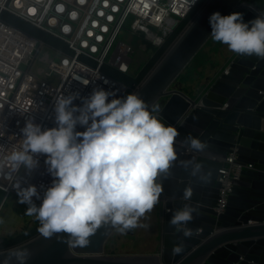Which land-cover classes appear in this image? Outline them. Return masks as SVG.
Instances as JSON below:
<instances>
[{
    "label": "water",
    "instance_id": "obj_1",
    "mask_svg": "<svg viewBox=\"0 0 264 264\" xmlns=\"http://www.w3.org/2000/svg\"><path fill=\"white\" fill-rule=\"evenodd\" d=\"M216 11L241 12L245 22L264 13L246 0H208L136 91L149 103L165 99L159 116L178 128V141L191 135L209 145L204 152H195L177 144L181 160L198 159L213 175L201 185L179 164L171 169L159 199L165 209L161 251L107 255L106 245L119 226L106 225L83 247L74 246L66 234L40 233L0 252V264L5 260L17 264L15 253L21 250L28 253L25 264H264V60L237 55L198 100L174 88L212 39L209 16ZM235 150L243 169L233 182L226 210L218 213L220 170ZM186 186L193 189L190 201L182 200ZM184 203L195 209L188 226L199 229V235L183 237L169 223ZM181 241L183 251L174 254L173 246Z\"/></svg>",
    "mask_w": 264,
    "mask_h": 264
},
{
    "label": "clouds",
    "instance_id": "obj_2",
    "mask_svg": "<svg viewBox=\"0 0 264 264\" xmlns=\"http://www.w3.org/2000/svg\"><path fill=\"white\" fill-rule=\"evenodd\" d=\"M209 24L214 42L237 55L264 60V13L245 22L241 12L221 15L216 11L209 16ZM78 96L71 93L55 99L53 127L26 121L23 143L8 157L11 168L0 171V179L14 181L18 201L27 205V215L39 221L38 231L44 237L66 234L74 246L83 247L102 226H119L121 232L145 227L141 218L159 203L163 181L177 164L201 185L212 179L211 168L195 158L181 160L177 151L179 143L204 152L208 143L191 135L178 141V128L159 118L158 103H149L137 92L117 96L101 87L82 98L81 105L74 103ZM78 125L84 130H77ZM37 155L46 157L53 177L42 196L36 185L22 187L14 175L35 168ZM192 195V187L186 186L182 200L190 201ZM34 197L41 201L39 205ZM193 213L189 203L174 212L169 223L175 232L183 237L199 235V229L188 226ZM181 251L183 241L173 246L174 254ZM27 256L26 251H17V264H25Z\"/></svg>",
    "mask_w": 264,
    "mask_h": 264
},
{
    "label": "built area",
    "instance_id": "obj_3",
    "mask_svg": "<svg viewBox=\"0 0 264 264\" xmlns=\"http://www.w3.org/2000/svg\"><path fill=\"white\" fill-rule=\"evenodd\" d=\"M207 1L0 0V171L11 168L8 157L22 145L26 121L43 128L55 126L54 101L58 96L78 93L74 103L81 105L82 98L98 87L117 96L136 92L148 74L137 81L140 73H133V47L126 37L141 41L144 50L151 45L160 51L180 24L195 16ZM15 22L28 24L62 44L50 43ZM83 79L90 83L82 84ZM77 130L84 128L78 125ZM35 158V168L14 175L22 187L36 185L42 196L53 177L47 171L46 157ZM225 162L220 170L218 213L226 210L233 182L243 169L236 150ZM13 182L0 179V210L10 196H17ZM21 244L8 246L6 238L0 237V252Z\"/></svg>",
    "mask_w": 264,
    "mask_h": 264
},
{
    "label": "rangeland",
    "instance_id": "obj_4",
    "mask_svg": "<svg viewBox=\"0 0 264 264\" xmlns=\"http://www.w3.org/2000/svg\"><path fill=\"white\" fill-rule=\"evenodd\" d=\"M246 1L264 12V0ZM126 39L133 47V73L141 75L159 51L151 45L144 50L141 41L134 37ZM236 56L237 54L229 51L226 45L211 39L185 70L174 88L198 100ZM164 103L165 99L158 104L161 107ZM2 197L3 193L0 192V202ZM26 208V204L20 203L18 197L12 195L0 210V237L6 238V243L38 229L39 221L34 216L27 215ZM164 212L163 204L158 203L141 218L140 224L145 227L126 232H121L118 227L109 239L105 253L110 256L159 253L162 248Z\"/></svg>",
    "mask_w": 264,
    "mask_h": 264
},
{
    "label": "trees",
    "instance_id": "obj_5",
    "mask_svg": "<svg viewBox=\"0 0 264 264\" xmlns=\"http://www.w3.org/2000/svg\"><path fill=\"white\" fill-rule=\"evenodd\" d=\"M193 15L194 14L190 15V17L187 20H184L180 24V27L176 30V32L172 36H170V38L168 39V43H167L166 47L163 48L162 50H160L159 52H157L155 58L150 62L149 66L146 68V70L143 73H141V75L139 76V79H137L138 82L140 80H142L150 72V70L158 63V61L161 59V57L163 56V54L166 52V50L169 47V45L179 36V34L184 30V28L192 20V18L194 17ZM14 24L17 25V26H19L20 28H22L24 30H27V31L35 34V35L41 36L42 38H44L45 40H47L50 43H54L56 45H58V43L59 44H62L59 40L55 39L54 37H52V36H50V35H48L46 33L40 32V31H38L34 27H31L28 24L21 23V22H15ZM38 234H40V232L37 229L35 231L26 233L24 235H20L19 237H17L13 241H10L8 243V246L18 245V244L24 243V242L28 241L29 239L37 236Z\"/></svg>",
    "mask_w": 264,
    "mask_h": 264
},
{
    "label": "crops",
    "instance_id": "obj_6",
    "mask_svg": "<svg viewBox=\"0 0 264 264\" xmlns=\"http://www.w3.org/2000/svg\"><path fill=\"white\" fill-rule=\"evenodd\" d=\"M151 254H154V253H151Z\"/></svg>",
    "mask_w": 264,
    "mask_h": 264
}]
</instances>
